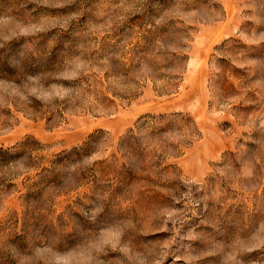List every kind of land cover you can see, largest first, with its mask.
I'll list each match as a JSON object with an SVG mask.
<instances>
[{"label": "rangeland", "instance_id": "1", "mask_svg": "<svg viewBox=\"0 0 264 264\" xmlns=\"http://www.w3.org/2000/svg\"><path fill=\"white\" fill-rule=\"evenodd\" d=\"M0 264H264V0H0Z\"/></svg>", "mask_w": 264, "mask_h": 264}]
</instances>
